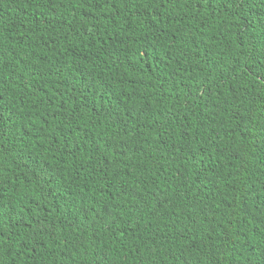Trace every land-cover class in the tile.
I'll return each instance as SVG.
<instances>
[{"label":"trees","instance_id":"1","mask_svg":"<svg viewBox=\"0 0 264 264\" xmlns=\"http://www.w3.org/2000/svg\"><path fill=\"white\" fill-rule=\"evenodd\" d=\"M0 264H264V0H0Z\"/></svg>","mask_w":264,"mask_h":264}]
</instances>
